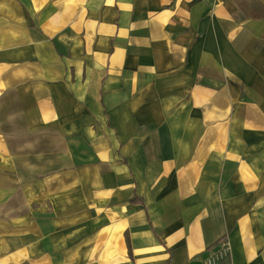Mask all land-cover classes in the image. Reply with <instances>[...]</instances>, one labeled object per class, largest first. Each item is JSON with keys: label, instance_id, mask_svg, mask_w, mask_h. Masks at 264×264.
I'll use <instances>...</instances> for the list:
<instances>
[{"label": "crops", "instance_id": "1", "mask_svg": "<svg viewBox=\"0 0 264 264\" xmlns=\"http://www.w3.org/2000/svg\"><path fill=\"white\" fill-rule=\"evenodd\" d=\"M6 189L0 264H264V0H0Z\"/></svg>", "mask_w": 264, "mask_h": 264}, {"label": "rangeland", "instance_id": "2", "mask_svg": "<svg viewBox=\"0 0 264 264\" xmlns=\"http://www.w3.org/2000/svg\"><path fill=\"white\" fill-rule=\"evenodd\" d=\"M218 1H219V0H209V2H212L213 4H217ZM242 94H243V93H242ZM241 98H243L242 95H241ZM233 109L235 110V108H233ZM243 126H244V129H243ZM225 129H226V131H225L226 133L230 130V129H229V124H228V123H227ZM235 131H237V132H239V133H242L243 131H251V129H248V125H244V124L240 123L238 126H236ZM9 142H11V144H12L14 147H15V146L18 147L19 144H20L22 141H18V140H16V141H9ZM240 142H241L242 146L245 145V139L241 138ZM7 191H8V189H6V191L4 192L5 197L0 199V204L4 201L5 198H8V197H7ZM16 191L20 192L21 189H18V190H16ZM18 192H17V193L14 195V197H13V204H12V203H7V204H5V205H2L1 208H0V211H1V212L7 211V214H8L9 211H11V210L13 211V213H16V214H20V213H18V212H20V211L23 212V207H24L23 194L18 193ZM222 241H227V240L219 239V241L217 242V248H216V249H214V250H209L208 252L206 251L207 254H205L206 256L203 258V260H202V264L205 263V260H206V258H207V255H208L211 251L213 252V251H216V250L218 249L217 252L222 253V251L219 250V249H220L219 245H220V243H221ZM227 242H228V241H227ZM228 244H229V242H228ZM230 254H231V249H230V244H229V250H227V251H225L224 253H222V256H221V258H220L221 260H220V262H219L218 264H226V263H228V260H229Z\"/></svg>", "mask_w": 264, "mask_h": 264}, {"label": "built area", "instance_id": "3", "mask_svg": "<svg viewBox=\"0 0 264 264\" xmlns=\"http://www.w3.org/2000/svg\"><path fill=\"white\" fill-rule=\"evenodd\" d=\"M201 1H209V0H201ZM220 249L222 251V253H224L225 251L229 250V244L227 241H222L219 245ZM218 250V249H217ZM216 251H211L208 255L207 258L205 260L204 264H218L220 262V258L222 256V253L217 252Z\"/></svg>", "mask_w": 264, "mask_h": 264}, {"label": "trees", "instance_id": "4", "mask_svg": "<svg viewBox=\"0 0 264 264\" xmlns=\"http://www.w3.org/2000/svg\"><path fill=\"white\" fill-rule=\"evenodd\" d=\"M133 202H135V199L134 200H132Z\"/></svg>", "mask_w": 264, "mask_h": 264}]
</instances>
